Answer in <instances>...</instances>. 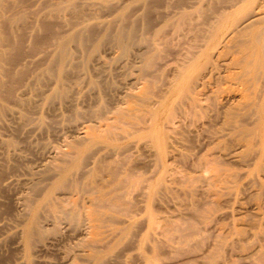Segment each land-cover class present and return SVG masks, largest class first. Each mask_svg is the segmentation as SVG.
<instances>
[{
  "label": "rangeland",
  "instance_id": "rangeland-1",
  "mask_svg": "<svg viewBox=\"0 0 264 264\" xmlns=\"http://www.w3.org/2000/svg\"><path fill=\"white\" fill-rule=\"evenodd\" d=\"M45 1H37L32 7L41 14H29L27 26L19 28H24L23 51L28 48L24 51L26 57L20 59L25 64L9 65L11 76L4 78L6 85L0 93L4 98H0V264H264V257H259L264 252V55L256 60L258 64L254 62L259 67L252 63L246 77L243 66L232 61L240 57L234 46L223 56L226 58L217 61L216 49L209 43V55L202 53L191 64L184 59L185 51L188 55L190 51L199 53L203 47L200 44L206 42L194 36L191 39L188 33L173 34L175 25L171 24L179 21L183 12L192 23L195 21L193 25L199 23L197 28H203L204 18L215 17V9L225 6L227 0ZM249 1L238 0L236 7L228 9L223 31L242 25L250 17L256 4ZM47 2L64 10L48 14ZM42 21L52 24L59 33L55 32L47 43L44 37L49 30ZM109 25L113 31L122 25L135 30V42L125 53L112 40ZM85 29L91 30L92 36L83 48L76 40L69 42L68 71L64 72L67 76L60 81L57 70L51 71L52 67L57 69L54 60L58 40L54 39L61 35L70 38ZM158 29L164 34L161 37L155 34ZM36 38L44 42L30 56L28 51ZM155 38H161V42L153 52L150 43ZM150 51L157 58L149 59ZM183 60L188 61L183 65ZM181 65L193 75L194 84L207 76L206 85L199 86L203 90L202 106L188 115L179 104L183 97L169 86ZM142 88L148 95L151 93L148 101L152 104L157 96L167 94V103L159 110L161 123L157 129L162 131H158L159 136L164 132L165 137H161L166 138L161 154L149 133L153 123L149 112L144 114V121L125 119L119 122L122 128L108 134L101 132L115 121L116 112L140 104L136 94ZM9 90L14 91V97L8 96ZM16 100H20V106ZM254 100L262 101L263 118L247 108ZM98 109L105 112L102 118L94 113ZM94 131L103 137L93 138ZM60 166L71 168L68 185H60ZM116 167L123 174H132L134 184L111 192L123 193L122 204L113 218L102 222L97 236L100 239L95 240L92 221L86 213L92 207V195L78 183L92 178L89 173L97 171L94 183L113 188L111 170ZM50 197L61 201L65 211L77 203L83 216L71 221L66 214H57L47 205ZM35 210L40 229L28 240L27 226ZM95 254L102 257L96 259Z\"/></svg>",
  "mask_w": 264,
  "mask_h": 264
},
{
  "label": "bare ground",
  "instance_id": "bare-ground-1",
  "mask_svg": "<svg viewBox=\"0 0 264 264\" xmlns=\"http://www.w3.org/2000/svg\"><path fill=\"white\" fill-rule=\"evenodd\" d=\"M37 1H40V0H0V93H1V91H2V89L4 90V86L6 85V83H5V81H4V78L5 77H8L9 79H10V77L9 76H11L10 74H11V72L12 71H10V68H9V65H12V64H14V62H25V61H20V59H22L23 57L22 56H25V54L26 53H24V51H27L28 50V48L27 49H25L24 51H23V47H24V35H23V33H21V32H24L23 31V29H22V31H19L22 27H25V26H27V23H28V18L31 16V14H37L38 12H40V14H41V10L39 11H37V10H35V8L34 9H32V7H34V5H36V3H37ZM47 1V0H46ZM45 1V2H46ZM153 1V0H152ZM212 1V0H211ZM238 0H227V2L228 3H226V5L225 6H223V5H221V6H223L222 8H216L215 9V13H214V16L215 17H212V18H209V16L211 17V15H209L208 16V18L206 17V15H207V13H205L206 15L204 16V17H206V18H204L205 20L203 21L204 23H205V25H204V27L203 28H197L198 26V24L196 23V25H193V23L195 22H193L192 23V21H191V18H189V16L186 14V13H183L182 12V14H181V17H180V19H179V21H175L176 23H171L172 24V26H173V24L175 25L174 26V29H173V34L175 33H177V35L179 34H192V36H191V39H192V37L194 36L195 37V39H197V40H201V41H204V42H206L205 44H200V46L202 47V49L200 50L199 49V53H198V51L196 52V51H190L189 52V55L188 54H185V53H187L186 51H185V53H184V59H185V57H186V59H188V60H185V62H184V60H183V65L188 61L189 63H191L192 64V62H194V63H196V60L199 58V56H201V54L202 53H205L206 51H208L207 50V48H209L208 47V45H210L209 43H211V47L213 46V49L215 50V52H214V56L216 57V59H217V61H219L220 59H223V58H226V57H223V56H225L226 55V53L227 52H230L229 50L234 46V47H236V49H237V53L238 54H240V57H239V55H238V57H236V59H233L232 57V61H234L235 63H237L236 65H238V64H240V65H242L243 66V71H244V73L243 74H245L244 76L246 77V73L247 72H251V65H252V63H253V65L254 64H258L259 62L257 61L256 62V60L258 59V58H260L261 56H263L264 55V51H262L263 49H262V46L264 47V0H251V2H252V4L253 3H255L256 4V6L255 5H253V6H255V8L253 9L254 11H253V13L250 15V17L241 25L240 24V26L238 25V26H236L235 28H231L230 30H225V31H223V28L225 27L223 24H222V22H224L225 20H224V18H226V16L228 15V13H229V10L228 9H230V8H233V7H236V2H237ZM245 1V0H244ZM249 1V0H248ZM136 2V1H135ZM218 2H222L221 0L220 1H218ZM224 2V1H223ZM250 2V1H249ZM41 3V2H40ZM94 3V2H93ZM116 3V2H115ZM217 3V2H216ZM230 3V4H229ZM247 3V2H246ZM88 4V3H87ZM90 4V3H89ZM144 4V3H143ZM154 4V3H153ZM177 4V3H176ZM92 5V4H91ZM213 5V4H212ZM217 5L219 6L220 4L219 3H217ZM54 6V4L52 5V3L51 2H47V7L49 8L48 9V14H54V13H57L58 14V11H60L58 8H54L53 7ZM58 6V5H57ZM56 6V7H57ZM68 6H71V5H68ZM67 6V7H68ZM247 6V5H246ZM89 7H91V6H89ZM95 7V6H94ZM103 7V6H102ZM107 7V6H106ZM128 7V6H127ZM146 7V6H145ZM177 7V6H176ZM209 7V6H208ZM44 8V7H43ZM42 8V9H43ZM60 8H62V7H60ZM147 8H150V7H147ZM197 8V7H196ZM238 8V7H237ZM240 8V7H239ZM56 9H58L57 11H56ZM73 9V8H72ZM106 9V8H105ZM198 9V8H197ZM64 10V9H63ZM63 10H61V11H63ZM210 10V9H209ZM233 10V9H232ZM240 10V9H239ZM250 10H251V8H250ZM60 11V12H61ZM122 11V10H121ZM196 11V10H195ZM211 11V10H210ZM234 11V10H233ZM237 11V10H236ZM243 11V10H242ZM59 12V13H60ZM72 13V15H73V12H70V14ZM75 13H77V12H75L74 11V14ZM122 13V12H121ZM29 14H30V16H29ZM44 14V13H43ZM69 14V15H70ZM234 14V13H233ZM242 14H243V12H242ZM47 15V14H46ZM146 15H147V13H146ZM249 15V14H248ZM29 16V17H28ZM38 16V15H37ZM43 16H45V15H43ZM75 16V15H74ZM229 16V15H228ZM39 17V19H42L43 17H40V16H38ZM234 17V16H233ZM238 17V16H237ZM50 18H52L51 16H50ZM36 19V18H35ZM38 19V20H39ZM120 19H122V17L120 18ZM127 19V18H126ZM167 19V18H166ZM171 19V18H170ZM189 19V20H188ZM37 20V19H36ZM47 20V19H46ZM168 20V19H167ZM173 20V19H172ZM198 20V19H197ZM224 20V21H223ZM243 20V19H242ZM30 22V21H29ZM43 23H47V22H45V21H42ZM169 22V21H168ZM197 22V21H196ZM200 22V21H199ZM228 22V21H227ZM32 23V22H31ZM38 23H39V25L41 24V21H38ZM49 23V22H48ZM47 23V24H48ZM114 23V22H113ZM144 23V22H143ZM148 23V22H147ZM155 23V22H154ZM170 23V22H169ZM44 24V25H45ZM45 25L47 28V30H49L48 32V35L46 36V37H44L45 38V43H47V41H49V39L50 38H52L53 36H54V34H55V32H56V34L58 35L59 33H57L58 31H56V30H54V28L52 27V24L51 25ZM50 24V23H49ZM110 24V23H109ZM170 24V25H171ZM38 25V24H37ZM102 25V24H101ZM36 26V25H35ZM118 26V25H117ZM126 26V25H125ZM125 26H121V27H118V29L116 28V30L115 31H113L112 30V25H109V26H107L108 27V32L112 35V37L114 38V39H112V38H109V39H112V40H114L116 43L115 44H117L118 46H120V48L124 51V53L129 49V47L131 46V44L133 43V42H135V41H133L132 42V40L134 39V35H135V33H134V29H131V28H127V27H125ZM167 26V25H166ZM200 26V25H199ZM37 27V26H36ZM40 27V26H39ZM171 27V26H170ZM233 27H234V25H233ZM20 28V29H19ZM40 28H42V30H43V26H41ZM84 28H86V27H84ZM31 29V28H30ZM36 29V28H35ZM165 29V28H164ZM146 30V29H145ZM158 31V32H157ZM156 32L157 33H155V34H157V36L158 37H161L162 36V31H161V29H158ZM168 31V30H167ZM29 33V32H28ZM107 33V32H106ZM167 33V32H166ZM166 33H165V35H166ZM30 34V33H29ZM78 34V33H77ZM144 34H145V32H144ZM170 34V33H169ZM28 35V34H27ZM76 35V34H75ZM109 35V34H108ZM164 35V34H163ZM92 36V32H91V30H89V29H85V31H82V32H79V34L78 35H76V36H72V37H70V38H66V37H63L62 35H61V37H58V38H56V39H54V40H58V46H56L57 48H58V51L56 52V56H55V60H54V62H56V66H57V69H56V67H52L53 69H51V71L53 70L54 72H55V70H57V72H56V74H57V77H58V79L61 81H63L64 80V77L65 76H67L66 74V72H65V70L67 69V62H68V58H69V51H70V49H69V42L71 41V40H76L77 41V43L80 45V47H85L84 46V44H86L87 42H89L88 40H89V38ZM155 36V35H154ZM156 36V37H157ZM167 36V35H166ZM188 36V35H187ZM34 37H37L38 38V36L36 35V36H34ZM151 37H153V36H151ZM150 37V38H151ZM35 39V40H33L34 41V44H31V46H30V48H29V51H28V53L30 54L31 53V55L30 56H32V52H34V51H36V49L39 47V49L41 48V44H42V42H44V40L43 41H40V39L38 40V39ZM40 38V37H39ZM43 38V37H42ZM165 38V37H164ZM189 38V37H188ZM93 39V38H92ZM51 40H53V39H51ZM93 41V40H92ZM164 41V40H163ZM72 42V41H71ZM75 42V41H74ZM132 42V43H131ZM160 42H161V38H155V40H154V42H151L150 44L152 45V47H151V45H150V48L152 49V51L154 52L155 50H157V49H159L160 47ZM187 42V41H186ZM199 42V41H198ZM44 43V44H45ZM99 43H100V41H99ZM98 43V44H99ZM140 43V42H139ZM180 43H182V42H180ZM188 43H189V41H188ZM95 44H96V41H95ZM113 44V43H112ZM162 44V43H161ZM187 44V43H186ZM198 44V43H197ZM198 44V45H199ZM136 45V44H135ZM189 45H190V43H189ZM192 45H193V43L191 44V47H192ZM48 46V45H47ZM50 46V45H49ZM97 46V45H96ZM101 46V45H100ZM196 46V45H195ZM55 47V48H56ZM82 47V48H83ZM87 47V46H86ZM190 47V48H191ZM197 47V46H196ZM210 47V48H211ZM43 48V47H42ZM81 48V49H82ZM91 48V47H90ZM120 48H119V50H120ZM193 49H194V47H192ZM212 49V50H213ZM55 50V49H54ZM184 50V49H183ZM213 50V51H214ZM235 50V49H234ZM234 50H233V52L232 53H234ZM210 51V50H209ZM208 51V52H209ZM262 51V52H261ZM39 52V51H38ZM38 52H36V53H38ZM131 52V51H130ZM151 52V51H150ZM208 52H206V54L207 55H209L208 54ZM50 53V52H49ZM53 53V52H52ZM71 53V52H70ZM152 53V52H151ZM236 53V54H237ZM190 54H191V56H190ZM230 54V53H229ZM73 55V54H72ZM155 55H157L156 53L155 54H153L152 53V55L149 57V59H153L154 57H156ZM228 55V54H227ZM235 55V54H234ZM233 55V56H234ZM29 56V55H28ZM54 56V55H53ZM26 57V56H25ZM24 57V58H25ZM98 57V56H97ZM180 57H182V56H180ZM223 57V58H222ZM71 58H73V57H71ZM148 58V57H147ZM146 58V59H147ZM157 58V57H156ZM168 58V57H167ZM205 58V57H204ZM155 59V58H154ZM228 59V58H227ZM157 60V59H156ZM200 60H202L201 59V57H200ZM231 60V59H230ZM230 60H228L229 61V63H231V61ZM206 61V60H205ZM216 61V62H217ZM49 62V61H48ZM148 62V61H147ZM171 62V61H170ZM211 62V61H210ZM224 62H226L225 60H224ZM254 62H256V63H254ZM261 62H262V60H261ZM143 63V62H142ZM149 63V62H148ZM159 63V62H158ZM161 63V62H160ZM193 63V64H194ZM214 63V62H213ZM22 64H25V63H21V65H19V63L18 64H16L17 66L19 65V66H22ZM26 64H27V62H26ZM50 64V63H49ZM188 64V63H187ZM190 64V65H191ZM217 64V63H216ZM228 64V63H227ZM234 64V63H233ZM255 65V66H260V65ZM15 65V64H14ZM54 65V64H53ZM53 65H50V66H53ZM151 65H152V62H151ZM183 65H181L180 66V68L178 69L179 70V72L177 73V75L175 76V78H174V82L173 83H171V84H169V86L170 85H172L173 87V89L174 90H176V91H179V93H178V95H180V96H182L183 98H181V103L179 102V104L182 106L183 105V110H182V112H184L185 114H187L188 115V113L190 114L193 110H195L197 107L199 108L200 106H202L201 105V101H202V99H201V94H202V88H199V86L201 85V86H205L206 85V79H207V76H205L206 77V79L205 80H199L200 82H201V84H199L200 82L198 81V83L197 84H194L195 82L192 80L194 77H193V75H190V74H187V71H186V68L183 66ZM196 64H194V66H195ZM213 65V64H212ZM263 65H264V63H263ZM25 66V65H24ZM74 66V65H73ZM161 66V65H160ZM220 66V65H219ZM229 66V65H228ZM235 66V65H234ZM234 66H232V67H234ZM239 66V65H238ZM14 67H16V66H14ZM23 67V66H22ZM66 67V68H65ZM69 67V66H68ZM76 67V66H75ZM75 67H73V68H75ZM149 67V66H148ZM148 67H146V69H147V71L148 70H150ZM152 67V66H151ZM213 67H215V65L213 66ZM253 67V66H252ZM51 68V67H50ZM55 68V69H54ZM71 68V67H70ZM153 68V67H152ZM175 68H176V66H175ZM211 68V67H210ZM217 67H215V69H216ZM230 68V67H229ZM235 68V67H234ZM241 68V67H240ZM14 69V68H13ZM164 69V68H163ZM211 69H213V68H211ZM227 69V68H226ZM255 69H258V68H255ZM15 70V69H14ZM24 70V69H23ZM142 70V69H141ZM214 70V69H213ZM228 70V69H227ZM239 70V69H238ZM19 71H21V70H19ZM33 71V70H32ZM67 71H68V69H67ZM192 71V70H191ZM191 71H189V73L191 72ZM258 72H259V70H257ZM261 71V70H260ZM15 72H16V70H15ZM44 72H45V70H44ZM66 74H65V73ZM146 72V71H145ZM223 72V71H222ZM34 73V72H33ZM68 73H70V72H68ZM214 73V72H213ZM234 73H235V71H234ZM52 74H53V72H52ZM56 74H55V76H56ZM146 74V73H145ZM243 74L242 75H240V76H243ZM17 75V74H16ZM21 75V74H20ZM50 75V74H49ZM161 75V74H160ZM196 75V74H195ZM209 75V74H208ZM255 75V74H254ZM258 75V74H257ZM13 76V75H12ZM15 76V75H14ZM41 76V75H40ZM40 76L39 75H37V77H39L40 78ZM143 76V75H142ZM141 76V77H142ZM148 76V75H147ZM199 76V75H198ZM204 76V75H203ZM202 76V77H203ZM210 76H212L211 74H210ZM210 76H209V78H210ZM37 77H35V78H37ZM139 77V76H138ZM201 77V78H202ZM231 77V76H230ZM155 78V77H154ZM196 78V77H195ZM224 78V77H223ZM226 78V77H225ZM232 78V77H231ZM238 78V77H237ZM258 78V77H257ZM7 79V78H6ZM16 79V78H15ZM19 79H21L20 77H19ZM18 79V80H19ZM32 79H34V78H32ZM146 79V78H145ZM157 79V78H156ZM8 80V79H7ZM11 80H13V79H11ZM195 80V79H194ZM256 80V79H255ZM263 80V79H262ZM17 81V80H16ZM31 81V80H30ZM41 81V80H40ZM60 81H58L60 84L61 83H64V82H60ZM65 81V80H64ZM139 81V80H138ZM144 81V80H143ZM211 81V80H210ZM247 81H249V80H247ZM246 81V82H247ZM19 82V81H18ZM147 82V81H146ZM194 82V83H193ZM208 82V81H207ZM11 83V82H10ZM14 83H16V82H14ZM209 83V82H208ZM241 83V82H240ZM37 84V83H36ZM41 84V83H40ZM142 84H143V82H142ZM147 84V83H146ZM244 84V89H246L245 87H246V83H243ZM242 84V85H243ZM9 85V84H8ZM33 85V84H32ZM141 85V84H140ZM154 85V84H153ZM242 85H240L239 87H241ZM255 85V84H254ZM57 86V85H56ZM238 86V85H237ZM249 86V85H248ZM247 86V90L246 91H248V87ZM33 87V86H32ZM254 87V86H253ZM20 88V87H19ZM46 88V87H45ZM146 87H144V89H145ZM163 88V87H162ZM169 88V87H168ZM171 87H170V90L172 89ZM204 88V87H203ZM255 88V87H254ZM16 89V88H15ZM80 89V88H79ZM143 88H142V90H139L140 92L139 93H137L136 94V96H138L139 98H138V100H139V105L138 106H136L135 107V105L134 106H129L127 109H125V108H123V109H121V110H119L118 112H116V119H115V121L114 122H112V123H110L105 129H103V130H101V132L102 131H107V134L108 133H111V132H113L114 130H116V128H122L123 126H120L119 124V122H122V121H124L125 119H132L133 121H140V120H142V121H144L145 119H144V114H146V112H147V114H148V112H149V115H151V114H153V117H151L150 119H152L153 120V123L151 124V126H149V133L152 135V141H153V143L154 144H156V146H158V148L160 149L159 151H160V153L159 154H161V151L164 149V146H165V139L166 138H163V137H165L164 135H165V133H164V135H163V133L161 134V130H158V131H161L160 132V136H159V132L157 131V129H159V127H160V117H159V110H160V108L162 107V106H164L165 107V103H167L166 101H165V103H164V100H166V99H168L167 97H166V95L167 94H165V95H159V96H157L158 97V99H156L154 102H153V104L152 103H150L148 100H150L149 98H152L151 96H149L148 95V91H146V90H144ZM158 89H159V87H158ZM172 89V90H173ZM227 89V88H226ZM238 89V88H237ZM241 90H242V88H240ZM243 89V90H244ZM66 90V89H65ZM173 90V91H174ZM225 90V89H224ZM233 90V89H232ZM231 90V91H232ZM55 91H56V89H55ZM133 91V90H132ZM165 91H167V90H165ZM165 91H164V93H165ZM264 91V90H263ZM3 92V91H2ZM5 92V91H4ZM12 92H14V91H8V96H11L13 93ZM58 92V91H57ZM56 92V93H57ZM157 92V91H156ZM169 92V91H168ZM167 92V93H168ZM182 92V93H181ZM253 92H254V90H253ZM12 93V94H11ZM42 93V92H41ZM55 93V92H54ZM53 93V94H54ZM175 93H177V92H175ZM228 93V92H227ZM6 94V93H5ZM156 94V93H155ZM168 94H170V93H168ZM172 94H174V93H172ZM248 94V93H247ZM1 95V94H0ZM59 95H61V96H63V91H60V93H59ZM58 95V96H59ZM66 95V94H65ZM132 96L134 95L133 93L131 94ZM153 95V94H152ZM204 95V94H203ZM13 96V95H12ZM11 96V97H12ZM3 97V96H2ZM14 97V96H13ZM134 97V96H133ZM168 97H170V96H168ZM177 97V96H176ZM176 97H174V98H176ZM206 97V96H205ZM0 98H1V96H0ZM6 98H7V96H6ZM174 98H172L173 100L172 101H174ZM179 98V97H178ZM177 98V99H178ZM264 98V97H263ZM1 99H4V98H1ZM262 99V98H261ZM8 100H9V97H8ZM20 100H22V99H20ZM20 100H18L19 102H20ZM1 101V100H0ZM17 100H16V102H18ZM134 101V100H133ZM13 102V101H12ZM19 102L17 103V105H19ZM33 102V101H32ZM124 102V101H123ZM169 102V101H168ZM262 101L260 100V101H257L256 103H255V100H254V102H252V103H250V105L252 104L253 105V103H254V105L252 106V109L250 108V105H248V109H250L249 111H252L253 113H255L256 114V117H257V115H258V117L259 116H261L262 117V115H263V113H262V108H263V106L260 104ZM9 103V102H8ZM14 103V102H13ZM26 103V102H25ZM173 103V105H174V102H172ZM2 104V103H1ZM0 104V105H1ZM23 104V103H22ZM177 104V103H176ZM178 104V105H179ZM167 105V104H166ZM169 105H170V102H169ZM172 105V106H173ZM20 106V105H19ZM155 106V107H154ZM171 106V105H170ZM213 106V105H212ZM98 107H99V105H98ZM124 107V106H123ZM210 107V106H209ZM208 108V107H207ZM246 108V109H247ZM162 109V108H161ZM165 109V108H164ZM182 109V108H181ZM180 109V110H181ZM264 109V108H263ZM22 110V109H21ZM243 110V109H242ZM105 111H107V110H105ZM248 111V112H249ZM79 112V111H78ZM151 112V113H150ZM182 112H180L181 114H182ZM251 112V113H252ZM22 113H23V111H22ZM97 116H100L101 118L103 117V115H104V111L102 110V109H98V110H96L95 112H94ZM20 114V113H19ZM109 114V113H108ZM113 114V113H112ZM195 114V113H194ZM262 114V115H261ZM25 117L27 116V115H24ZM23 116V117H24ZM111 116V115H110ZM24 117V118H25ZM149 117V116H148ZM148 117H146V118H148ZM169 117H171V116H169ZM182 117H183V115H182ZM100 118V119H101ZM111 119H112V116L110 117ZM263 118V117H262ZM262 118H261V120H262ZM106 119V118H105ZM169 119V118H168ZM167 119V120H168ZM171 119V118H170ZM255 119V118H254ZM260 118H258V120H259ZM97 120H99V119H97ZM175 120V119H174ZM132 121V122H133ZM149 121V120H148ZM151 121V120H150ZM129 122V121H128ZM164 122V121H163ZM166 122V121H165ZM123 123V122H122ZM140 123V122H139ZM145 123V122H144ZM151 123V122H150ZM104 123H102L101 125H103ZM124 124H127V123H124ZM133 124V123H132ZM146 124V123H145ZM144 124V125H145ZM148 124H149V122H148ZM262 124V123H261ZM85 125V124H84ZM105 125V124H104ZM255 125V124H254ZM120 126V127H119ZM146 126V125H145ZM244 126V125H243ZM89 127V126H88ZM93 127H95V126H93ZM241 127V126H240ZM239 128V127H238ZM258 128V127H257ZM85 129H86V126H85ZM89 129H90V127H89ZM88 129V130H89ZM128 129V128H127ZM127 129H126V131H127ZM161 129V128H160ZM242 129V128H241ZM254 129V128H253ZM261 129V128H260ZM83 130H84V128H83ZM129 130V129H128ZM146 130V129H145ZM144 130V131H145ZM243 130V129H242ZM256 130V129H255ZM254 130V132H256ZM258 130V129H257ZM264 130V129H263ZM124 131V130H123ZM130 131V130H129ZM95 132V131H94ZM117 132V131H116ZM91 133V132H90ZM97 134V135H96ZM123 134V133H122ZM146 135V134H145ZM161 135L163 136V137H161ZM257 135V134H256ZM91 136H92V134H91ZM90 136V137H91ZM94 136H96V137H98V138H100V136L101 137H103L102 136V134H100V136H99V133H97V132H95V135H93V138H94ZM126 136H127V134H126ZM148 136V135H147ZM96 137H95V139H96ZM115 138V137H114ZM242 138V137H241ZM252 139V138H251ZM109 140H111V138L109 139ZM114 140V139H113ZM116 140V142L118 141L117 139H115ZM114 140V141H115ZM151 141V140H150ZM167 141V140H166ZM243 141V140H242ZM90 142V141H89ZM102 142V141H101ZM162 146V147H161ZM110 147H111V145H110ZM115 147H116V145H115ZM74 148V147H73ZM68 149V148H67ZM72 149V148H71ZM77 149H79V148H77ZM76 149V150H77ZM117 149V148H116ZM115 149V150H116ZM114 150V149H113ZM132 150V149H131ZM88 151V150H87ZM158 151V152H159ZM166 151V150H165ZM8 153V152H7ZM78 154V153H77ZM113 154V153H112ZM158 154V153H157ZM117 155H118V153H117ZM206 156H208V155H206ZM68 157V156H67ZM132 157V156H131ZM158 157V156H157ZM83 158V157H82ZM96 159H97V157H96ZM78 160V159H77ZM209 160V159H208ZM118 161V160H117ZM82 162V161H81ZM130 162V161H129ZM202 162V161H201ZM106 163V162H105ZM121 163V162H120ZM119 163V164H120ZM214 163V162H213ZM95 165H96V163L95 164H93V166L95 167ZM100 165V164H99ZM122 165V164H121ZM69 166V165H68ZM120 166V165H119ZM123 166V165H122ZM125 166V165H124ZM123 166V167H124ZM114 167V166H113ZM60 168H61V174H62V176H61V184L60 185H62L63 184V186L64 185H66L67 184V182H68V176H69V169H71V168H69V169H67L66 167L65 168H63V167H61L60 166ZM121 168V167H120ZM111 169H112V167H111ZM130 169V168H129ZM126 171V170H125ZM131 171V170H130ZM89 172V171H88ZM96 172L97 171H91L90 173H89V176L90 177H92V178H90V179H88V178H86V179H88L87 181H80L79 183H78V186L79 187H84V189H86V190H88V192H90L89 194H90V196L92 195V197H90L91 198V204L90 205H92V207H88L87 208V210H86V213L88 214V217H89V219L92 221V226H93V229H94V232H95V235H96V237H95V240H98V238L99 237H97V236H99V232H100V228H102V222H104L107 218H113L114 217V215L118 212V210L120 209V205L122 204V197H121V195L123 194L121 191H123V189H121L120 190V192L122 193L121 195L119 194V192H118V194H112L111 192L112 191H115V190H118L119 188H121V187H123V186H128V185H132V183L134 184V181L132 180V174H130V173H126L125 172V174H123L122 173V171H119L118 169H117V167L116 168H113V170H111V173H112V175L114 176L113 178H114V183H115V186L113 187V188H110L109 186H107V187H109V189H106V187L104 188V187H102V185L100 184V186H99V184L97 185V184H95L94 183V181H93V176L94 175H96ZM133 172V171H132ZM81 173H82V171H81ZM98 174V173H97ZM110 174V173H109ZM80 175V174H79ZM136 175H139V174H136ZM82 176V175H81ZM85 176V175H84ZM97 176V175H96ZM95 176V177H96ZM73 177V176H72ZM75 178V177H74ZM135 178V177H134ZM74 180V179H73ZM72 181V180H71ZM78 181V180H77ZM73 182V184L74 185H76V182L74 183V181H72ZM108 183L110 182V181H107ZM106 182V183H107ZM102 183H105V182H102ZM105 183V184H106ZM139 183V182H138ZM144 183V182H143ZM162 183V182H161ZM59 184V183H58ZM70 184V183H69ZM160 184V183H159ZM174 184V183H173ZM68 185V184H67ZM72 185V184H71ZM74 185H73V187H74ZM111 185H113V183L111 184ZM139 185V184H138ZM143 185V184H142ZM70 186V185H69ZM135 186V185H134ZM148 186V185H147ZM37 187V186H36ZM60 188H61V186H60ZM64 188V187H63ZM66 188V187H65ZM70 188V187H69ZM130 188H132V187H130ZM140 188V187H139ZM78 189V188H77ZM135 189V188H134ZM79 190V189H78ZM125 190H128V189H125ZM69 191V190H68ZM129 192H130V190H128ZM80 192H82V189L79 191V194H80ZM125 192V191H124ZM127 192V191H126ZM76 193H77V191H76ZM128 193V192H127ZM127 194L125 193V195L124 196H126ZM145 195V194H144ZM66 197V196H65ZM88 197V196H87ZM139 197V196H138ZM51 198V197H50ZM77 198V197H76ZM134 198V197H133ZM66 199V198H65ZM70 199V198H69ZM64 201V200H63ZM88 201V200H87ZM128 201V200H127ZM59 202H61V201H59ZM57 200L56 201H54L52 198L49 200V202H48V206L50 207V208H52L53 210H54V212H57V214L59 213V212H62V213H64V214H66L67 216H69L70 217V219L72 218V219H79L81 216H83L82 215V211L83 210H81L79 207H78V204L76 203V205L77 206H74L71 210L69 209V210H64V208L61 206V205H63V204H60ZM63 203V202H62ZM125 203H126V201H125ZM28 205V204H27ZM73 206V205H72ZM129 206V205H128ZM198 206V205H197ZM29 207V206H28ZM81 207H83V206H81ZM135 207V206H134ZM106 210H105V209ZM123 208V207H122ZM196 208V207H195ZM197 209V208H196ZM196 209H195V211H196ZM122 210H124V211H126L125 210V208H123ZM121 210V211H122ZM36 211V210H35ZM123 211V212H124ZM120 212V211H119ZM198 214V213H197ZM200 214V213H199ZM205 214H206V212H205ZM61 215V214H60ZM204 215V214H203ZM120 217V216H119ZM133 217V216H132ZM154 217V216H153ZM65 218H66V216H65ZM121 218V217H120ZM61 219V218H60ZM71 219V221H73ZM122 219V218H121ZM107 220H109V219H107ZM113 220V219H112ZM149 220L151 221V220H153L152 219V217H149ZM155 220V219H154ZM39 220H38V211H36V212H34V214H33V219H32V221L29 223V225L27 226V233H28V240H31V236L35 233V232H37L39 229H40V225H39V222H38ZM61 221V220H60ZM91 221H89V222H91ZM133 221V220H132ZM138 221V220H137ZM76 222V221H75ZM129 222H131V221H129ZM139 222V221H138ZM152 222V221H151ZM88 223V222H87ZM132 224H133V222H131ZM135 223V222H134ZM128 225V224H127ZM190 225V224H189ZM123 226V225H122ZM135 226V225H134ZM171 226V225H170ZM82 227V226H81ZM167 227V226H166ZM183 227V226H182ZM190 228V227H189ZM194 228V227H193ZM198 228V227H197ZM125 229V228H124ZM173 229V228H172ZM113 231V230H112ZM111 231V232H112ZM171 232V231H170ZM120 233V232H119ZM109 234V233H108ZM122 234V233H121ZM182 235V234H181ZM187 235V234H186ZM190 235V234H189ZM103 237V236H102ZM101 237V238H102ZM189 237V236H188ZM191 237V236H190ZM100 239V238H99ZM122 239V238H121ZM185 239V238H184ZM92 240H93V238H92ZM187 241V240H186ZM97 242H99V241H97ZM102 242V241H101ZM30 244V243H29ZM100 244V243H99ZM154 244V243H153ZM164 245V244H163ZM155 247V246H154ZM263 252V251H262ZM260 255L261 256H259V257H261V258H263L264 257V252L261 254L260 253ZM93 256H95V258L96 259H100L102 256L101 255H98V254H95V255H93ZM91 257V256H90ZM107 257V256H106ZM112 257V256H111ZM260 258V259H261ZM111 259V258H110ZM96 261V260H95ZM257 261V260H256ZM263 261V260H262ZM73 263V262H72ZM263 262H261V264H262ZM102 264V263H101ZM255 264H256V262H255Z\"/></svg>",
  "mask_w": 264,
  "mask_h": 264
}]
</instances>
